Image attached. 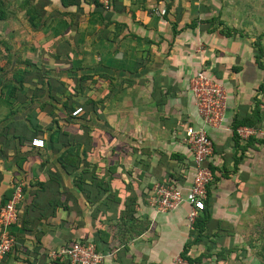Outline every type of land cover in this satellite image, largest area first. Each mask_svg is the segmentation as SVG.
I'll return each instance as SVG.
<instances>
[{
	"label": "crops",
	"instance_id": "1",
	"mask_svg": "<svg viewBox=\"0 0 264 264\" xmlns=\"http://www.w3.org/2000/svg\"><path fill=\"white\" fill-rule=\"evenodd\" d=\"M255 2L264 4L111 0L106 11L94 0H28L25 13L18 8L11 36L0 34L10 46L0 45L10 63L0 64V208L19 184L23 200L10 228L17 246L0 264H71L49 255L84 241L103 264H172L198 236L190 206L161 213L149 196L164 181L192 184L184 138L203 124L189 86L200 71L224 85L227 112L221 129L208 130L210 219L190 255L197 264L259 260L250 232H260L264 213V70L255 34L235 31L261 19L251 15ZM36 138L45 148L32 146Z\"/></svg>",
	"mask_w": 264,
	"mask_h": 264
},
{
	"label": "built area",
	"instance_id": "2",
	"mask_svg": "<svg viewBox=\"0 0 264 264\" xmlns=\"http://www.w3.org/2000/svg\"><path fill=\"white\" fill-rule=\"evenodd\" d=\"M103 10H110L111 0H96ZM190 90L195 98L197 113L202 120V126H188L185 130L184 141L193 154L194 176L191 186L185 190L172 181L157 183L151 195L149 204L158 212L164 213L176 209L182 203L190 206L187 221L188 227L193 225L206 208L207 190L213 178L209 160L214 152V143L208 132L209 129H221L225 123L227 112V91L223 84L215 81L204 71L198 72L189 80ZM83 108H77L72 116L82 114ZM240 136L246 137L252 131L238 130ZM32 146L45 148L42 139H33ZM23 200V185L19 184L12 198L0 208V260L9 255L16 239L10 228L18 221V205ZM52 260H68L71 264H103L104 256L98 252L93 241L74 242L70 246L50 253ZM172 264H188L179 255Z\"/></svg>",
	"mask_w": 264,
	"mask_h": 264
},
{
	"label": "rangeland",
	"instance_id": "3",
	"mask_svg": "<svg viewBox=\"0 0 264 264\" xmlns=\"http://www.w3.org/2000/svg\"><path fill=\"white\" fill-rule=\"evenodd\" d=\"M2 1L4 2V5L7 7L9 14H8V20L6 22H2V23L0 22V34L7 35L6 30L12 31V24H11V22L13 21L12 18H14L16 15L19 14L18 8L19 9L21 8L20 9L21 13L23 12L25 13V11L28 8V5H27L28 0H1V2ZM254 6L256 7L253 9L254 13H252L251 15L254 16V19H257V17H259L258 15L261 16V19H259L260 17L258 18L259 19L258 23L252 26L251 24L239 25V28L235 29V31H239L244 34L246 33L255 34L254 37L256 40L254 42L261 45L264 51V4L260 2V4L258 5V2H255ZM251 27L254 28L255 30H252ZM0 41H2L1 36H0ZM3 62H4L3 59H1L0 57V64H4L7 66L6 68H8L10 63H7V62L3 63ZM262 62L264 63V53H263ZM250 239L252 241H255L256 239H258V245H259V247H257L256 249H253V250H251V248L249 249L252 251L253 256H256V258L257 257L259 258V260H256L258 262H256L254 258L253 264H261L264 262V213L263 212L261 213V217H260V232L258 234L257 232H253V233L250 232ZM246 250L248 251V248Z\"/></svg>",
	"mask_w": 264,
	"mask_h": 264
},
{
	"label": "trees",
	"instance_id": "4",
	"mask_svg": "<svg viewBox=\"0 0 264 264\" xmlns=\"http://www.w3.org/2000/svg\"><path fill=\"white\" fill-rule=\"evenodd\" d=\"M95 1V3L97 4V5H99L100 6V8L102 9V7H101V5L96 1V0H94ZM8 14H9V12H8V10H7V7L4 5V2L2 1L1 2V0H0V22L2 23V22H6L7 20H8ZM6 33H7V37H10L11 35V31L10 30H6ZM1 36V35H0ZM4 44V46L6 47V48H8V49H10V46L7 44V42L6 41H4V42H2V41H0V45H3ZM256 44V47H257V50H258V52H257V54H256V62H257V65H258V67L260 68V69H262V70H264V63L262 62V58H263V53H264V51H263V48H262V46L261 45H259V44H257V43H255ZM34 67H36V66H34ZM0 68H2V67H0ZM37 68V67H36ZM3 70L2 69H0V74H1V72H2ZM95 75H99V76H101V77H108L109 75H107V74H104V73H101V74H95ZM90 78H92V76H86V77H81V79H80V82L82 83V81L84 82V81H87L88 79H90ZM47 79V78H46ZM49 81V80H48ZM40 82H43V85H45L46 84V81L44 80V78H40ZM260 88H261V91H262V94H264V83L260 86ZM15 91V88H13L12 90H11V92H10V95L11 96H13L14 95V92ZM263 105V102L261 101V100H258L257 101V107H259V108H257V109H260L261 107L260 106H262ZM258 111V110H257ZM256 111V112H257ZM72 115V114H71ZM240 125V124H239ZM238 124H237V126H239ZM262 143H264V140L262 141ZM14 191H15V189H14ZM14 191H12L11 193H10V196H8L7 197V199L5 198V201H4V203H3V206L12 198V196H13V193H14ZM206 209V208H205ZM209 219H210V217H209V215L208 214H206V212H205V210H203L201 213H200V216H199V218L197 219V221L195 222V224L193 225V227H192V229H191V232H192V235H195V233L197 232L198 234V236H195V240L193 241V242H191V244L190 245H194V244H196L198 241H199V236L200 235H202V233H204V232H206V230H207V223L209 222ZM12 235H13V233H11ZM14 236V235H13ZM15 237V236H14ZM16 239V238H15ZM190 245L182 252V254H181V256L187 261V263L188 264H197L199 261H200V259H198V258H193L191 255H190V251H189V247H190ZM16 246H17V244L15 245V247H14V249L16 248ZM259 247V246H258ZM262 248H263V246H262ZM13 249V250H14ZM13 252V251H12ZM11 252V253H12ZM10 253V254H11ZM9 254V255H10ZM261 264H264V262L263 263H261Z\"/></svg>",
	"mask_w": 264,
	"mask_h": 264
}]
</instances>
